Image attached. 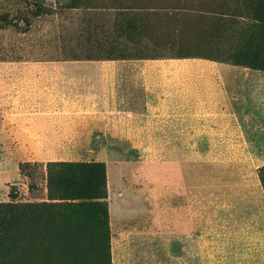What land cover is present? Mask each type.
Here are the masks:
<instances>
[{
	"label": "rangeland",
	"instance_id": "obj_1",
	"mask_svg": "<svg viewBox=\"0 0 264 264\" xmlns=\"http://www.w3.org/2000/svg\"><path fill=\"white\" fill-rule=\"evenodd\" d=\"M68 5L0 0V203L9 191L13 202L48 200V162H103L109 240L55 241L14 264H264V56L251 64L245 50L264 38L251 25L264 0ZM123 5L139 10L132 32L116 14ZM106 64L120 82H154L149 106L132 101L146 98L141 87L129 91L131 122L6 113L12 82L54 79L73 98L96 97L85 86Z\"/></svg>",
	"mask_w": 264,
	"mask_h": 264
},
{
	"label": "trees",
	"instance_id": "obj_2",
	"mask_svg": "<svg viewBox=\"0 0 264 264\" xmlns=\"http://www.w3.org/2000/svg\"><path fill=\"white\" fill-rule=\"evenodd\" d=\"M92 0H69L70 7L94 8ZM88 4V5H83ZM122 6L116 12L126 31L135 26L136 8ZM234 10H240L239 7ZM251 25L264 30V10H255ZM264 38L245 47L251 64L264 56ZM238 57V56H237ZM232 58L233 57H227ZM24 166L19 163L22 174ZM264 187V170L260 171ZM47 199L39 202L0 203V264H14L17 257H30L43 245L58 241L70 244L94 240L99 245L109 240L105 165L97 161H53L46 164ZM48 237V238H47ZM86 237V238H84ZM104 247V246H103ZM107 248L104 247L106 253ZM108 254V253H106ZM74 251L71 252V258ZM108 257V255H107ZM79 256L75 264H86Z\"/></svg>",
	"mask_w": 264,
	"mask_h": 264
},
{
	"label": "crops",
	"instance_id": "obj_3",
	"mask_svg": "<svg viewBox=\"0 0 264 264\" xmlns=\"http://www.w3.org/2000/svg\"><path fill=\"white\" fill-rule=\"evenodd\" d=\"M19 69V68H18ZM23 69V68H21ZM144 72H149L150 68L142 67ZM15 70V68H13ZM46 70V69H44ZM139 71V70H138ZM45 72L56 73L54 70H46ZM153 70L150 72L152 73ZM15 73L23 74L24 71H17ZM93 73L89 68L85 71V74ZM121 72H117L116 68L112 67L110 64L102 65L100 70L97 74H101V80H93L86 84L85 88L88 91H101L100 93L96 92V97H90L92 92H88L84 94L83 97H72L68 93H62V89H70L69 85H60V83H56L53 79L50 83H14L12 82L10 86L12 87H5L9 93L10 103L6 106V113L7 114H26L30 113L31 115H46L50 117L60 116L62 114H102L103 117L108 119L112 117H120L121 120L131 122L134 117L137 115V111L132 108L135 106L133 103H137L138 106H149V101H151L150 97H148L147 92L154 88V82L147 81H123L120 82L117 80L116 74L118 77ZM140 73V71L138 72ZM126 74V73H123ZM140 75V74H139ZM19 78V77H18ZM139 78V77H134ZM171 81H166L167 84H170ZM75 85V84H74ZM135 86L141 87L145 91L146 98L141 100L137 99V101H130L128 102L129 95L131 96L132 93L129 91H135ZM165 86V90H167ZM85 89V90H86ZM123 90L122 96L113 100V98H109L110 91L112 90ZM86 90V91H87ZM103 91V92H102ZM108 91V92H105ZM94 93V92H93ZM127 93V94H126ZM118 95V94H117ZM7 102V101H6ZM25 103H30L32 106V110L26 109ZM34 105V106H33ZM133 105V106H132ZM131 107V108H130ZM18 109V110H16ZM148 109L147 111H149ZM136 111V112H135ZM136 121V120H134ZM146 122H150L149 118H146ZM134 129V128H133ZM126 130H130V126L125 128ZM17 171H13L11 173V177H15Z\"/></svg>",
	"mask_w": 264,
	"mask_h": 264
}]
</instances>
